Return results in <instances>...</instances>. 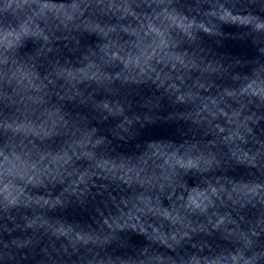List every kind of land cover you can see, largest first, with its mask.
Wrapping results in <instances>:
<instances>
[{"label":"clouds","instance_id":"1","mask_svg":"<svg viewBox=\"0 0 264 264\" xmlns=\"http://www.w3.org/2000/svg\"><path fill=\"white\" fill-rule=\"evenodd\" d=\"M0 264H264V0H0Z\"/></svg>","mask_w":264,"mask_h":264},{"label":"water","instance_id":"2","mask_svg":"<svg viewBox=\"0 0 264 264\" xmlns=\"http://www.w3.org/2000/svg\"><path fill=\"white\" fill-rule=\"evenodd\" d=\"M171 130L169 129H158V130H155V133L154 134H157V135H167L169 134Z\"/></svg>","mask_w":264,"mask_h":264}]
</instances>
